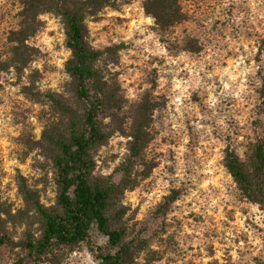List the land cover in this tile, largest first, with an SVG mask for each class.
I'll use <instances>...</instances> for the list:
<instances>
[{"label": "rangeland", "instance_id": "1", "mask_svg": "<svg viewBox=\"0 0 264 264\" xmlns=\"http://www.w3.org/2000/svg\"><path fill=\"white\" fill-rule=\"evenodd\" d=\"M104 1L84 16L87 42L102 51L94 65L111 94L100 118L106 138L91 151L92 174L121 186L114 197L111 221L113 226L124 228L125 240L132 245L125 264H232V251L241 257L237 264H248L243 258L257 250L254 241L264 242V228L260 227L264 213L260 207L252 211L257 203L248 200L235 182L226 185L224 177L230 174L224 160L216 164L215 171L208 169L227 148L237 155L243 151L244 159L238 157L248 164L253 144L264 136V20L260 19L264 5L246 6L235 0H178L183 13L180 21L165 28L157 23L158 28L143 23L135 28L134 24L151 16L144 9L145 0ZM20 6L21 0H0V264H49L27 259L22 241L28 233L40 235L36 202L56 206L51 139L65 132L67 120L51 95L72 101L70 76L65 70L70 50L65 39L61 40L65 28L60 15L42 12L36 17V31L25 41L30 59L25 67L16 69L10 61L9 35L19 27ZM238 14L245 16L239 26L234 23ZM144 27L156 33L167 57L152 55L156 50L152 41L137 44L147 36V32L140 33ZM248 52L252 55L245 66L255 64L259 68L255 76L248 77L252 92L245 97L247 102L228 98L218 109L219 116L227 117L229 127L221 129L212 121L198 120L196 112L210 114L206 108L208 94L198 91L192 95L198 107L191 118L184 120V131L178 132L171 122L176 115L170 101L174 87L171 81L187 79L191 73L183 71L174 76L170 69L176 65L169 59L177 61L180 69L205 64L206 70L215 74L219 93V73ZM182 54L187 59H181ZM161 79L168 81L163 87ZM257 79L260 87H256ZM146 83L151 87L145 90ZM130 91L138 93L139 100H130ZM195 123L212 124L211 136L194 129ZM138 126L141 141L137 155L125 156L110 175L104 176L103 172L120 158L119 149L125 147L121 138L131 136ZM165 132L167 135H162ZM185 135L189 138L187 145L182 143ZM220 142L227 146L218 151ZM181 147L188 148L181 157L186 179L179 181L180 188L167 189L170 194L160 197L163 203L149 200L163 181L169 185L176 182L169 176L176 174ZM165 157L168 163H164ZM137 165L143 171H134ZM193 191L197 196L188 199ZM141 215L145 217L142 221L137 219ZM104 237L92 231L91 245L81 242L73 248L57 247L53 255L61 257L60 264H81L87 249L97 260L91 249ZM241 244L245 250L236 247ZM99 246L108 249L106 243ZM251 259L254 264H264V251Z\"/></svg>", "mask_w": 264, "mask_h": 264}, {"label": "trees", "instance_id": "2", "mask_svg": "<svg viewBox=\"0 0 264 264\" xmlns=\"http://www.w3.org/2000/svg\"><path fill=\"white\" fill-rule=\"evenodd\" d=\"M104 4V0H21L19 27L10 31V61L18 70L30 59L25 41L36 31V17L42 12L60 15L65 43L70 50L65 70L70 76L72 101L51 95V101L67 120L65 132L51 139L56 206L45 207L36 202L35 208L41 218L40 235L35 237L28 233L22 241L27 251L25 257L34 263L60 264L61 257H55L54 250L57 247L73 248L81 242L91 245L92 231L109 237L107 250L97 245L91 249L102 264H125L130 255L132 245L125 240L124 228L113 226L111 221L114 197L121 186L92 174L91 151L106 138L100 118L108 108L111 94L94 65L102 51L87 42L84 16ZM143 6L162 28L183 18L178 0H145ZM140 132L138 126L131 134L134 137V143L130 145L132 157L138 153ZM224 165L242 194L259 204L264 213V136L253 144L248 164L241 161L233 149L227 148ZM18 263L20 261L14 264Z\"/></svg>", "mask_w": 264, "mask_h": 264}, {"label": "clouds", "instance_id": "3", "mask_svg": "<svg viewBox=\"0 0 264 264\" xmlns=\"http://www.w3.org/2000/svg\"><path fill=\"white\" fill-rule=\"evenodd\" d=\"M236 4H245L256 6V5H264V0H235ZM227 6V4H225ZM260 19L264 20V15L260 16ZM245 21V16L243 14H238L235 17L234 23L239 26L242 22ZM146 24L151 25L153 27L158 28L159 26L156 24V19L153 16H148L146 18H143L139 23L134 24L135 28H139V24ZM140 33L143 35L145 32H147V36L145 37L144 41H137V44L146 43L147 41H152L155 44V51L152 52V55L154 56H160V57H167L168 53L165 50V45L160 44L158 42L159 37L156 35L155 32H151L148 30L147 27L140 28ZM130 38V37H129ZM66 39V37H62L61 40ZM46 44L49 43V40L44 41ZM119 43V41H116ZM146 51L149 49H145ZM252 53L248 52L247 55H241L237 61H235L232 65L229 66V68H224L219 73V87L220 92L217 93V87L218 85L214 82V73L207 71L205 64L200 63L196 66H193L189 64L186 69H180L177 61H172L169 59L170 64L176 65V68L170 69V72L174 76H179L181 72L187 71L191 73V75L188 76L187 79L180 78V79H173L171 81L173 87L172 94L170 95V101L171 105L175 107V113L176 115L172 116L171 122L173 123L174 128L178 132L184 131V120L186 118H191L194 112V109H196L198 106L193 104L192 101V95L193 93H196L198 91H201V93L206 92L207 95V101H206V108L210 110V114H200L199 112H196L195 114L198 117L199 121H212L215 125L219 126L221 129H227L229 127L228 123H226L227 117L226 116H219L218 109L221 107L222 101L231 98L234 100H237L241 103H246L245 97L249 95L252 92V89L248 87V77L255 76L256 71L259 68V65L253 64V66H245V60L249 59L251 57ZM181 59H187V57L182 54ZM235 70V71H233ZM163 71V70H162ZM225 77H227V80H225ZM168 81L165 79L160 80V85L163 87L165 84H167ZM256 87L261 86V82L259 79L255 81ZM151 87L150 84H145L144 89H149ZM129 99L132 101L139 100V94L135 91H130ZM107 122V121H105ZM129 130L132 121L129 120ZM194 129L197 131L203 130L205 135L211 136L213 132V126L212 124H204V123H195L193 124ZM162 135H167V133H162ZM203 138V137H202ZM123 140V143L125 147L119 149V156L120 158L115 161V163L112 164L111 168L107 169L103 172L104 176H108L111 174L112 169L116 168L118 165H120L123 162V158L125 156H128L131 154L130 148L127 146L130 143H134V137L128 136L126 139L121 138ZM189 142V138L187 135L183 138V145H187ZM227 145L224 142L219 143L218 151L219 149H224ZM188 152L187 147H181L179 149V153L177 156V160L179 161L177 171L175 176H169V180L176 181L175 183L169 185L167 181H163L161 183V189L157 190L156 193H153L152 196L149 197V200H152L155 198L156 203H163V201L160 199L163 195H169L170 193L167 191L169 187H175L180 188L181 184L179 181L185 180L186 176L184 174V161L181 158L184 153ZM241 160L244 159L243 151H240L238 153ZM225 159V154L221 153L217 156L216 161L213 164V167L211 169H208V171H215L216 164L219 162H222ZM164 163H168L167 157H165ZM134 171H143V168L140 165H137L134 169ZM226 171V170H225ZM123 173H120V178H122ZM224 180L226 182V185L234 184V181L230 175H227L224 177ZM118 182V180H117ZM211 181H208L210 183ZM197 196V192L193 191L191 192L190 196L187 197L188 199H192ZM228 197H225L227 199ZM213 206H215L216 201H212ZM259 205H252V211L257 212L259 209ZM144 215L138 216V220H144ZM260 216L257 217V221L259 223ZM241 227L243 228V221H241ZM260 227L264 228V223L260 224ZM245 231H248V229H245ZM229 237L232 236V232H228ZM109 237L105 236L103 240L97 242L98 246L103 245L108 241ZM254 243L257 245V250L252 252L251 255H245L244 260L248 262V264H254L251 257L252 256H259L261 251H264V242H262L260 239H256ZM236 247L240 248L241 250H245L246 246L241 244L237 245ZM73 255L79 256V253H74ZM83 259L81 260V264H102L101 261H97L93 259L92 253L88 252L87 249L84 250ZM232 264H237L238 261L241 260L240 255L236 251H232Z\"/></svg>", "mask_w": 264, "mask_h": 264}]
</instances>
